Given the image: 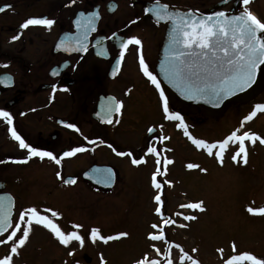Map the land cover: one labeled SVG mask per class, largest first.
<instances>
[{"label":"flooded vegetation","instance_id":"obj_1","mask_svg":"<svg viewBox=\"0 0 264 264\" xmlns=\"http://www.w3.org/2000/svg\"><path fill=\"white\" fill-rule=\"evenodd\" d=\"M160 5L198 15L213 10L238 15L244 9L242 0H159L158 3L157 0H0V7L6 9L0 12V110L8 111L18 134L40 150L51 151L60 158L73 148L87 149L63 158L60 165L38 157L26 164L14 163L24 159L27 150L19 148L9 131L11 126L0 118V198L5 208L11 198L13 228L25 209L35 207L47 215L45 209L61 203L63 194L78 186L100 194L103 199H124L127 196L124 190L133 178L136 180L139 169L152 167L156 174L159 167L162 175H157L156 179L161 182V178L172 172L171 164L165 171L164 158L179 160L181 152V159L188 163H193L194 149L203 158L204 166L224 164L215 155L209 156L206 150L197 149L183 129L177 127L178 122L164 117L159 90L140 69L138 46L129 45L119 71L113 75L122 41L136 37L142 41L145 62L158 79L159 54L168 27L155 18ZM248 8L264 22V0H250ZM29 18H46L55 23L50 30L43 26L22 28ZM17 35L20 38L13 40ZM62 40L68 51L59 47ZM81 44L86 45V51L76 50ZM117 103H122L123 107L111 113L112 123L109 124L106 108L109 105L114 108ZM257 104H264V90L247 105L229 107L220 118H207L203 111L184 114L170 101L169 109L183 117L193 137L215 143L237 129L243 132V126L253 128V133L262 136L258 126H264V112L241 127ZM240 108L238 114H233ZM195 117H200V124H212L206 125V131H197ZM66 124L75 125L79 131ZM149 128L155 131L149 132ZM160 136L169 139L161 142ZM109 144L117 151L132 152L133 157L142 162L133 165L132 157L117 156L107 146ZM149 147H156L160 156L148 153ZM238 147L230 143L224 155H234ZM262 151L263 155L255 153L263 159L259 166H264V149ZM158 158L160 165L156 163ZM96 167L109 168L114 178L111 186L101 178L89 179L91 169ZM68 180L75 183L68 184ZM73 221L81 225L77 232L84 238L83 246L77 241L68 246L58 241L59 247L79 245L84 250L91 249L93 225H86V221L82 224L76 217ZM74 223L68 225L72 227ZM23 227L21 225L17 238ZM45 229L34 224L28 241L18 249L17 255L10 251L11 242H0V253L12 255L16 264H48L44 258L48 242ZM7 235L0 236V241L6 240ZM255 256L258 258L257 254ZM83 261L91 264L87 254Z\"/></svg>","mask_w":264,"mask_h":264},{"label":"rangeland","instance_id":"obj_2","mask_svg":"<svg viewBox=\"0 0 264 264\" xmlns=\"http://www.w3.org/2000/svg\"><path fill=\"white\" fill-rule=\"evenodd\" d=\"M240 111L241 108L236 109L233 114ZM199 120L200 117L193 118L197 131H206V125L212 124H200ZM258 128L264 138V126ZM244 131L253 132L254 129L243 126ZM245 143L248 153L246 164L242 159L234 161L229 153L223 156L222 166L212 163V167H206L201 164L204 160L199 152L193 149V163H190L199 167L189 169L187 165L190 163L181 159V152L179 160L175 158L171 164L170 175L160 179L162 187L159 190L152 182L154 169L145 167L138 170L136 180L132 179L137 182H129L124 190L127 194L124 199H103L100 194L79 186L63 194L62 202L51 208L59 216L53 218L50 212L47 215L65 233L78 231L73 225H68L74 223L76 217L80 223L86 221V225L99 229L102 236H114L121 232L129 235L107 244L99 239L95 243L91 240V249L84 250L79 245L62 249L55 236L45 229L48 240L45 260L48 264H84V254H87L91 264H101V258L104 264H136L144 256L158 260L160 264H167L168 259L172 260V264H181L180 248L199 264H226L232 256L242 253L257 254L259 259H264V215L247 211L249 207L264 208V166L258 165L263 163V159L255 154L263 155L264 144L259 141L254 145ZM156 195H160L162 204L157 203ZM198 202H202L203 211L181 207ZM158 207L160 214L157 213ZM184 215L195 216L196 219L186 221ZM163 218L176 223L165 225ZM153 224L158 227L152 228ZM181 224L186 226L180 227ZM160 230H163L164 240L149 239L150 233L159 235ZM194 248L196 252H192ZM156 249L160 250L159 253ZM221 249L223 251H219ZM5 256V253H0V259ZM12 264H16L14 259ZM183 264H190V261L185 260Z\"/></svg>","mask_w":264,"mask_h":264},{"label":"snow or ice","instance_id":"obj_3","mask_svg":"<svg viewBox=\"0 0 264 264\" xmlns=\"http://www.w3.org/2000/svg\"><path fill=\"white\" fill-rule=\"evenodd\" d=\"M74 2V0H73ZM159 0H157V3ZM244 5L243 12L240 15H229L223 11L214 13L212 16L200 17L192 12L182 13L179 11H169L168 5H160L155 11V18L157 21H168L172 23V32L170 36L171 51L167 54V65L163 67V71L166 76L173 81L177 87H180L182 92L188 99L194 98L195 95H204L211 93L217 99L221 94H232L237 90H243L245 87L251 85L254 80L256 69L258 65H264V22H262L256 15H254L248 8L250 0H242ZM10 7V6H7ZM6 9L0 7V12ZM55 21L46 18H29L23 24L22 28L28 29L30 26H43L47 29H51ZM79 23V22H77ZM91 23V22H90ZM94 30V29H93ZM19 35L14 36L12 39H19ZM136 45L140 49L139 54V66L143 75L159 90V97L162 102V110L164 117L170 121H176L177 127L183 129L184 135L191 141V143L197 149H203L207 151L209 156L215 155L217 160L222 164L223 156L230 143L238 144L239 148L232 156L234 161L242 159L247 163V148L246 141L251 144H255L257 141L264 144V138L256 133L250 131H244L240 133V129L233 131L225 139L215 143H209L202 139H197L191 135L188 130V126L184 123L183 117L177 113L172 112L169 109V100L164 94V90L161 88L160 81L157 76L150 70L149 65L145 62V58L142 52V41L139 38L132 37L126 41H122L119 52V61L116 68L113 70V75L120 69V61H123L125 52L129 45ZM59 47L68 51L69 48L65 46V41H61ZM77 51H86V45H79L76 48ZM7 67V65H4ZM53 72V75H56ZM66 90V89H65ZM55 91V89H54ZM123 107L122 103H117L115 107L109 105L106 108L108 118L106 122L111 124V113L113 111L119 112ZM264 112V104H257L255 109L244 118L241 127L244 123L250 122L258 113ZM0 118L7 122L9 131L12 138L18 141L19 148L27 150V155L24 159L13 161L14 163L26 164L33 157H38L41 160L47 158L54 161L57 165L61 164V160L65 157H73L77 153L87 151L84 147H76L71 150L65 151L60 158L54 155L51 151L40 150L25 141V139L18 134L16 128L13 125V117L8 111L0 110ZM66 127L79 131L73 124H66ZM149 132L155 131L152 128L148 129ZM169 139L167 136H160L159 140L162 142ZM103 143V141H101ZM94 143V141H93ZM115 152L117 156L132 157L131 163L138 165L142 161L133 157L132 152L117 151L111 144L107 145ZM214 150H217L214 152ZM148 153L154 154L157 157L160 156V152L156 147H149ZM157 165H160L161 161L158 158L156 160ZM173 161L164 158V166L172 164ZM189 169L199 167L196 164H188ZM201 171H206L201 169ZM157 175H162L159 167L156 174L152 177L153 186L156 189H161L162 185L157 181ZM57 176L60 177V173L57 172ZM68 184H74L75 180H68ZM155 200L158 204H162L160 195L155 196ZM3 198H0V236L8 233L6 240L0 242H11L12 247L10 249L13 255L18 254V249L23 247L29 239L33 225H41L48 229L60 244L68 246L72 241H77L81 246L84 244V238L77 232L71 231L65 233L60 226L54 222L49 215L41 214L35 207L25 209L19 214V222L13 228L11 216H12V204L11 198H9V204L5 208L3 204ZM183 208L198 209L203 211L202 202L188 203L181 205ZM45 212H50L51 217L56 218L59 216L54 210L45 209ZM247 211L251 214L264 215V208L253 209L249 207ZM157 213L160 214V208H157ZM177 215H181L177 213ZM183 219L186 221L195 220V216L184 215ZM165 225L175 224V220L169 218H163ZM21 225H24L22 234L17 238V233H21ZM180 227L186 225L181 224ZM81 225H73L74 229H79ZM156 224L152 225V228L156 229ZM12 229V231H9ZM127 232H121L117 235L102 236L99 229L93 228L90 233V237L93 243L97 239L107 244L109 241L118 240L122 237H127ZM149 239L153 241L164 240L163 230H160V234H149ZM171 248V245L169 246ZM180 248L179 245H176ZM233 251H235V244L232 245ZM159 249L156 252L159 253ZM197 249H192V252H196ZM219 251H223L222 249ZM182 253L180 260L181 264L185 260L190 261V264H199L187 252H184L180 248ZM73 254V253H70ZM247 261L250 264H264V259H258L255 255L250 253H242L234 255L226 261V264H242ZM13 256L8 255L3 259H0V264H12ZM101 264H104L103 258H101ZM136 264H160V261L155 259H149L144 256L142 259H138ZM167 264H172V260L168 259Z\"/></svg>","mask_w":264,"mask_h":264},{"label":"water","instance_id":"obj_4","mask_svg":"<svg viewBox=\"0 0 264 264\" xmlns=\"http://www.w3.org/2000/svg\"><path fill=\"white\" fill-rule=\"evenodd\" d=\"M169 10V9H168ZM169 11H179V10H169ZM182 13H188L184 11H179ZM219 12L216 10L210 13L198 15L200 17L212 16L214 13ZM240 15V14H238ZM233 15H230L231 17ZM167 23V31L164 38L163 46L159 54V62L157 66L158 80L160 81L161 88L164 90L165 96L169 101L175 106L179 107L184 114H198L203 111L207 118H220L227 111V109L233 105H247L252 102L258 95L264 90V65H258L255 73V77L250 86L245 87L243 90H237L232 94L223 95L217 99L211 93L204 95H195L194 98L188 99L187 96L182 92L180 87L165 75L163 67L167 65V54L171 51L170 46V36L172 32V23L168 21H162ZM90 180H97L101 178L102 182L107 186H111L114 182L112 173L109 172V168L96 167L91 169L89 173ZM98 184V181H95Z\"/></svg>","mask_w":264,"mask_h":264}]
</instances>
